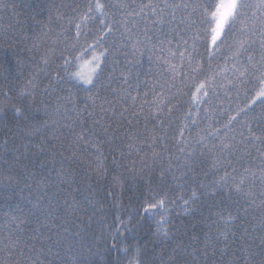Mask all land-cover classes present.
I'll return each mask as SVG.
<instances>
[{
	"label": "trees",
	"instance_id": "obj_1",
	"mask_svg": "<svg viewBox=\"0 0 264 264\" xmlns=\"http://www.w3.org/2000/svg\"><path fill=\"white\" fill-rule=\"evenodd\" d=\"M101 2L115 4L117 0ZM168 2L187 3L190 7L175 10V19L167 17L171 22L166 23L162 31L153 28L149 32L155 48L144 42L137 44L134 50L135 34L128 40L118 24L115 25L118 31L105 34L106 30L100 31L103 26L98 13L95 19L82 23L81 35L76 37L75 25L81 23V16L95 0H0V101L6 102V116L0 117V164L8 160L12 166L11 172L6 166L0 168V183H6L10 176L19 180L11 189H0V264H49L58 247L67 264H73L74 258L87 255L89 249L103 251L111 244V233L121 227L116 222L117 216L125 221L121 227L124 235L120 239L131 248L140 247L144 264H153V261L159 264L160 254L167 261L178 245L181 257H186L189 264H231L233 261L245 264L248 249L256 253L250 259L259 264L260 236L264 233L256 226L264 217V207L260 206L258 197L247 213L238 214L233 200H240L241 204L244 201L234 195L230 197L226 190L218 191L215 196L201 195L185 212L179 197L187 198L192 185L173 179L174 175H180L177 166L183 160L178 151L183 145L178 140L195 145L199 134L208 138L205 142L209 145L218 144L225 132L229 136L236 134L239 139L241 131L247 135V128L241 123L244 120L256 135L264 132V104L259 100L252 104L259 82L250 74L251 82L225 87L227 80L223 77L232 79L228 71L217 77L207 97L198 105L194 103L190 98L194 91L191 86L224 66V57L230 55L228 47L232 41L229 40V44L210 60L212 49L206 47L208 37L202 35L193 46V37L203 29L198 24L190 27L192 21L199 19V13L193 14L191 6L203 0ZM140 3L141 0H136V5ZM247 11L251 16L254 10ZM120 18L116 8L109 9L108 22ZM239 26L238 21L236 27ZM140 27L143 28V24ZM157 34L165 39L163 45L157 43ZM97 36H103L104 47L109 49L100 84L94 90L100 97L96 103H102L103 110L99 106L90 109L92 116L85 113L82 123L73 124L75 114L64 113L65 102L57 97L71 94L72 102L67 107L75 104L82 108L85 103L83 86L62 71L64 79L45 93L55 69H45L40 58L46 52L51 54L54 48L71 61L69 71H76L79 61L74 57L86 49L82 59H89L93 51L89 45H95ZM96 50L103 49L97 45ZM253 55L254 63L260 60L258 44L254 46ZM57 63L63 64V60ZM172 65L176 66L175 72ZM33 75L38 83L35 90L27 84ZM22 90L34 91L35 97L34 105L26 112V121L15 117L12 110L13 104L26 106L18 99ZM5 92L11 99L5 100ZM161 99L164 103L158 104ZM250 104L251 110H248ZM58 106L60 113L56 112ZM168 107H172L171 113ZM242 109L247 111L246 116ZM230 117L236 120L225 128ZM158 119L163 121L162 126L157 123ZM65 124L71 125L74 132L62 126ZM184 124L188 127L181 138L179 131ZM36 128L40 129L39 133L25 135L26 129ZM216 129H219V136H209ZM75 133H83L88 144L74 143ZM195 146L198 158L205 161L196 169L197 183L210 184L218 178L211 168L213 154L204 150L205 156L199 157L201 146ZM257 147L264 149V144L257 142L256 147L250 149L253 157H257L252 162L253 168L260 163ZM97 148L106 157L107 171L103 175H97L88 163L99 154ZM191 175L189 173V178ZM153 197L166 201L171 232L170 239L164 243L154 235L160 210L154 209L152 214H145L143 210L146 201L154 202ZM229 212L237 219L225 229L221 215L227 219ZM12 216L17 220L12 221ZM21 220L24 223H20ZM40 222L46 226H41ZM225 230L228 231L227 240L220 235ZM206 244L207 256L204 255ZM69 245L71 248L66 251ZM193 249L196 253L189 256ZM128 258L120 256L119 264H127ZM109 259L115 264L114 254Z\"/></svg>",
	"mask_w": 264,
	"mask_h": 264
},
{
	"label": "snow or ice",
	"instance_id": "obj_2",
	"mask_svg": "<svg viewBox=\"0 0 264 264\" xmlns=\"http://www.w3.org/2000/svg\"><path fill=\"white\" fill-rule=\"evenodd\" d=\"M135 5V6H134ZM183 7L187 9L190 7L189 4H179V3H169L168 0H162V2H153V0H147L136 5V0H131V3L128 0H117V3H102L101 0H95V3H89L87 7V12L81 16V23H77L76 27V37L78 38L81 35L82 23H85L89 20L95 19V13H98L101 17L100 24L103 26L100 31H105V34L112 33L114 30H119L115 28V25H120L124 29V33L127 34V39L132 40L133 34H135V43L133 44V49L136 50V45L147 42V44H152L153 36L149 35V32L153 31V28L163 30L166 23H170L167 17H171L172 20L175 19V10ZM192 7V13H199L198 21H192L190 27H195L197 24L203 29V32H197L193 37V46L197 40L201 38L202 35L207 36L206 47L212 49L209 52V59L211 60L212 56L220 52L223 46L229 44V40L232 41L229 45L228 50L230 52L229 56L224 57V66L220 68L219 71L213 73L211 76L207 77L205 80L198 81L194 83L191 87L194 88V91L191 92V100L194 103L199 104L204 97L208 96V89L215 86L217 77H221L222 73H227L231 71L232 79H227L226 76L223 78L227 80V84L235 87L237 84H246L251 82L248 77L251 74L259 82V90L256 92V97L252 101V104H255L257 100L261 104H264V0H256L255 3L249 2V0H203V2L198 3ZM116 8L120 12V19H113L112 22H108L109 9ZM138 9V10H137ZM249 9H252V15H248ZM115 17V14H112ZM239 21L240 26L236 27L237 22ZM143 24V28H141ZM123 35V34H122ZM143 37V41L141 40ZM155 39L158 44L163 45L165 39H161L160 35H156ZM171 43V41H167ZM187 43V41H185ZM259 45L260 50V60L254 63L255 57L253 55L254 46ZM103 49L102 51H97L96 46ZM71 47L75 48V45ZM93 48L91 57L89 59H82L84 51L82 49L79 56L74 57L75 60L79 61L76 71H69V66L71 61L64 56L63 52H56V49H51L50 53L46 52L41 56V62L45 66V69L49 67H54V72L50 76L49 84L45 86L44 92L48 93L49 89L54 88L56 83H59L64 79V76L61 75L63 71L71 79L75 80L78 84L83 86V91L85 92V103L82 108H77L75 104H72V107H67V104L72 102V96L69 94L68 97H57L59 101H64L63 112L64 113H74L75 117L73 119V124L82 123L83 116L86 113L87 116H92L93 111L90 109H95L99 106L103 110V104L97 105V100L100 99L98 92L94 91L97 89L100 84L101 73L103 72V65L106 63V53L109 51L107 47H104L103 36H97L95 45H89ZM152 47L155 48L156 45L152 44ZM143 55V53H141ZM183 58V53L180 54ZM149 61L152 60V56L149 55ZM159 59V57H157ZM57 60H63V64H58ZM167 63V61H165ZM139 63V61H137ZM229 63L231 68H229ZM175 72V65L171 66ZM199 67V66H198ZM198 69H194L196 71ZM43 71V69H42ZM258 74V75H257ZM45 75H48L45 72ZM126 79V78H125ZM193 79H195L193 77ZM27 84L31 86V89L35 90L38 87L36 81V76L33 75L32 79L27 81ZM113 92L117 91L112 89ZM179 91V90H178ZM5 100L11 99L8 93H4ZM19 100L25 103V107H18L16 104L12 105V110L14 116L21 118L22 120H28L26 112L31 108L35 103L34 91H24L22 90L19 93ZM135 99V98H133ZM164 101L161 99L158 101V104H163ZM47 110V109H46ZM114 111V109H111ZM126 110V109H125ZM163 111V108L159 109ZM248 110H251V104L248 106ZM172 107H168V112L171 113ZM56 112L60 113V106L56 108ZM244 112L245 116L247 111L241 110ZM238 113L237 115H239ZM6 116V102L0 101V117ZM66 119L68 117H65ZM236 120V117H230L228 125H225V128H228ZM95 123H100V121H95ZM157 123L161 126L163 121L157 120ZM193 124L196 123L195 120L192 121ZM243 127L247 128V135L243 131L239 133V139L237 135L233 134L229 136L228 132L224 133L223 137H220L218 144L206 143L208 139L205 136H199L195 141V145L201 146V151L199 152V157L205 156V151L212 153L213 163L211 165L214 175H217L218 178L211 181L210 184H205L203 181L198 180L196 174V169L202 165L205 161L201 160L197 156V148L195 145L191 144L189 141L180 139L178 140L179 144H182V147L178 148L179 153L183 155V160L177 166L180 171V175L173 176L174 180L183 181L184 183H190L192 186L189 188V195L187 198H184L183 195L179 197L182 201V207L185 212L195 204L201 195H211L215 196L218 191H227V194L235 197H239L244 201V204L240 203V200H233V203L237 205V213L240 212L247 213L248 209L256 203L257 197L260 199V206L264 207V149L256 148L258 153V158L260 163L253 168L252 162L257 159L253 157L251 148L256 147L257 142L264 144V132L261 135H256L253 132L251 126L246 120L241 121ZM47 121H45V126ZM63 127H69L71 131L74 132V128L71 125L65 124ZM260 126V125H258ZM188 125L184 126L179 131V136L184 137V129ZM105 131L107 129H104ZM40 129H26L25 135L32 136L39 133ZM209 136H219V129H216L214 132L209 133ZM77 141H83L85 144H88L83 133H75L74 143ZM155 137H153V142ZM151 147V145H149ZM131 148L132 145L129 144ZM139 151V149H137ZM99 153L95 160L88 161L89 166L92 167V170L97 175H103L106 173L107 168L105 165L106 157L103 156V153L97 148ZM75 155V153H73ZM14 159H19L15 157ZM177 160H180V157H177ZM8 168V171H12V166L8 160H4L0 164V168ZM169 167H172L171 161L169 162ZM231 169V171H229ZM223 170L222 174H219ZM189 173H192L189 178ZM163 175V173L161 174ZM207 176V172L204 173ZM114 180H119L118 177H114ZM19 182L18 178L12 176L9 177L6 183H0V189L8 190L11 189L15 184ZM30 187V185H28ZM40 185H37L39 190ZM259 188L257 192L256 189ZM203 190V191H201ZM39 199V198H38ZM154 202L146 201L143 210L145 214H152V210L159 209L160 219L156 221V229L154 235L161 242H167L170 239L171 229L169 227V221L167 217V208L165 199L156 200L153 197ZM247 205V206H245ZM23 211V209H21ZM51 215V213H48ZM47 217H45L46 219ZM39 221V218H37ZM130 219V218H129ZM221 219L225 220V229L228 228L230 222H233L237 219V216H233L229 212L227 219L221 215ZM12 221L17 220L16 216L11 217ZM116 222L121 227H124L125 221L120 219L119 216L116 218ZM20 223H24L23 220ZM41 226L43 225L42 222ZM121 227H117L114 232L111 233V244L107 246L103 251L97 250L93 252L91 249L88 250L87 255H82L79 259L73 260V264H114L113 259H109V256L114 254L115 264H119V257L126 256L129 257L127 264H144V261L141 259V249L139 246L131 248L130 246L125 245L124 241L120 239L124 232L121 231ZM261 233H264V217L259 220V224L256 226ZM125 231H130V229L124 228ZM39 231V228L36 229ZM247 233V229H245ZM77 235H79L77 233ZM220 235L224 237L225 240L228 239V231L220 232ZM51 239V237H49ZM219 239V237H217ZM57 244H60V241H57ZM62 246V245H61ZM260 247L261 252L259 255L261 259L259 264H264V234L260 236ZM71 245L68 246L67 250H70ZM61 249L58 247L53 252V259L49 264H67V261L60 255ZM197 250L193 249L192 253H188L189 256H194ZM249 255L244 258L245 264H255L250 258L256 253L251 252L250 249ZM131 253V255H129ZM156 254L154 253V256ZM204 255L207 256V244L205 248ZM155 264V261H153ZM159 264H189L186 257H181L180 246L172 249V252L169 254L167 261L163 259L162 254L159 255ZM231 264H237L233 261Z\"/></svg>",
	"mask_w": 264,
	"mask_h": 264
}]
</instances>
